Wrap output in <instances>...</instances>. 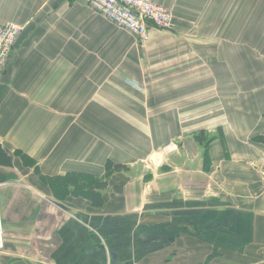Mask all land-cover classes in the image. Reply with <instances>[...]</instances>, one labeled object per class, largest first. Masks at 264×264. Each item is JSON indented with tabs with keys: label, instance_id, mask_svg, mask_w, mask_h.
Listing matches in <instances>:
<instances>
[{
	"label": "crops",
	"instance_id": "crops-1",
	"mask_svg": "<svg viewBox=\"0 0 264 264\" xmlns=\"http://www.w3.org/2000/svg\"><path fill=\"white\" fill-rule=\"evenodd\" d=\"M156 1L140 45L86 0H0V183L39 199L0 264H264V0Z\"/></svg>",
	"mask_w": 264,
	"mask_h": 264
},
{
	"label": "built area",
	"instance_id": "built-area-1",
	"mask_svg": "<svg viewBox=\"0 0 264 264\" xmlns=\"http://www.w3.org/2000/svg\"><path fill=\"white\" fill-rule=\"evenodd\" d=\"M95 12L105 16L118 27L124 28L136 36L140 45L149 39L150 27L171 29L172 11L156 0H86ZM23 26L7 22L0 24V75L5 70L12 55ZM0 183V191L2 189ZM4 214L0 203V252L5 248L6 236Z\"/></svg>",
	"mask_w": 264,
	"mask_h": 264
},
{
	"label": "rangeland",
	"instance_id": "rangeland-1",
	"mask_svg": "<svg viewBox=\"0 0 264 264\" xmlns=\"http://www.w3.org/2000/svg\"><path fill=\"white\" fill-rule=\"evenodd\" d=\"M23 157L25 156L23 155ZM25 161L27 164L30 165L34 164L30 160H25ZM37 170L38 169H36L35 171L37 172V174H39ZM2 187L5 188H2L0 191V203L2 204V208L4 212L6 232H9L8 228L11 227V225L13 224V220L16 216L17 217L23 216L25 220L24 227H28L29 224L28 222L30 221V217H29L30 214L32 216V220L34 219L36 213L38 215L39 211L36 212L35 210L36 207H38L37 205H39L38 204L39 199L34 196L33 192L30 191L27 185L21 189H18L19 187H17L16 185H13V187H9L5 184V186ZM23 231L25 230L24 229L20 230V232Z\"/></svg>",
	"mask_w": 264,
	"mask_h": 264
},
{
	"label": "trees",
	"instance_id": "trees-1",
	"mask_svg": "<svg viewBox=\"0 0 264 264\" xmlns=\"http://www.w3.org/2000/svg\"><path fill=\"white\" fill-rule=\"evenodd\" d=\"M201 137H203V133H200V134H198V135H196V138L201 142ZM113 168L114 169H116V170H120V169H126V166H121V165H118V166H116V165H114L113 166ZM106 183V182H105ZM105 183H104V185H105Z\"/></svg>",
	"mask_w": 264,
	"mask_h": 264
}]
</instances>
